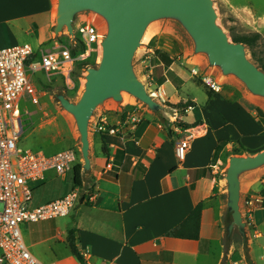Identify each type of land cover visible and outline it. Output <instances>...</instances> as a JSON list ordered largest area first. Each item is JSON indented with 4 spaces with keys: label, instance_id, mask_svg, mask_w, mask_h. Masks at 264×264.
<instances>
[{
    "label": "crops",
    "instance_id": "0c3cea01",
    "mask_svg": "<svg viewBox=\"0 0 264 264\" xmlns=\"http://www.w3.org/2000/svg\"><path fill=\"white\" fill-rule=\"evenodd\" d=\"M0 2L22 13L28 33L33 32L36 25L41 36H45L53 20L51 0ZM15 43L13 38L0 48ZM215 80L221 84L220 93L210 98L208 88L204 105L196 99H180L197 106L176 110V117L167 115L170 121H162L150 113L132 126L119 115L99 114L106 116L111 126L127 123L126 127L119 136L96 138L90 156L92 169L87 174L82 172L81 186L94 195V200L77 203L71 215L65 218L64 227L42 240L59 243L69 252L66 260H49L50 263L45 264H85L84 257V262L80 263L68 247L71 231L81 255L88 253L89 264H264V169L245 175L241 182L247 252L237 228L230 243L227 240L228 194L223 172L224 156L233 149H241L240 154L244 156L264 151V105L253 101L234 84ZM185 82L177 88L167 80L176 91L182 89ZM164 100L173 105L181 102H172L167 92ZM175 121L201 124L184 129ZM188 134L193 135V142L181 161L176 147ZM104 145L107 154L103 151ZM67 174L50 172L36 188L55 178L66 179ZM71 185L51 201L75 189L74 175ZM199 203H205L199 239L165 237L182 224Z\"/></svg>",
    "mask_w": 264,
    "mask_h": 264
},
{
    "label": "rangeland",
    "instance_id": "374dc122",
    "mask_svg": "<svg viewBox=\"0 0 264 264\" xmlns=\"http://www.w3.org/2000/svg\"><path fill=\"white\" fill-rule=\"evenodd\" d=\"M51 1L53 3V20L45 36H41L36 25L33 26L32 34L28 33L27 22L23 19L22 13L11 5L0 2V45L14 38L16 43L13 45L30 44L38 55L70 50L72 57L76 58L82 51L81 43L75 32L78 25L95 23L100 32L106 33V24L101 17L92 13H84L76 18L73 37L66 29L56 35L54 28L56 26L58 0ZM212 1L217 13L218 25L225 31L231 41L234 42L236 37L244 35H260L257 46L253 49L247 47L246 51L248 59L261 68V64L264 62V0ZM156 50L168 53L171 58L176 60V63L170 67L162 66L161 61L155 56ZM99 63L100 61H92L91 64H85L76 60L75 64L72 65L70 74L66 76L59 73H34L33 82L38 91L39 101L37 104H33L29 98H26L21 103L20 108L25 133L20 145L36 147L49 154L72 150L77 154L76 165H84L75 120L71 114L62 108L57 96L64 95L72 103H77L85 89L87 69L98 68ZM193 68H196L199 72L202 70L203 73L212 74L214 78L223 84H234L246 95L248 94L253 101H258L264 105V98L251 95L245 85L236 77L223 76L219 68H212L208 65L206 56L195 55L192 39L177 21L168 19L153 23L149 27L134 59L135 72L140 81L145 84L148 92L152 94L164 87L172 102L190 98L196 99L204 105L209 90L200 78L192 75ZM168 79L175 83L177 88L181 83L186 82L182 89L176 91L173 86L167 83ZM165 84L166 86H164ZM154 99L161 103L160 100ZM161 104L168 111L162 116H158L130 95L123 96L121 103L113 100L106 102L97 109L94 118L91 120V150L95 145L96 138L99 137L97 133H94V120L101 112H107L110 116L119 115L123 121H129L133 117L142 120L150 113L159 117L162 121L167 119V121H170L167 115L176 117L175 112L177 109H175V106L177 105L171 104V101ZM241 152V149H233L224 156V174L229 166V159L232 156H244L240 154ZM72 179L73 171H69L66 179L55 178L45 186L36 188L33 206H39L48 200H54L56 196L72 187ZM65 221H67L65 218H57L51 221L23 224L21 226L29 250L38 260L43 263H50L49 260L61 262L69 257V252L65 250L63 245L52 241H42L53 235L58 229L63 228ZM235 238L239 240L238 236H235Z\"/></svg>",
    "mask_w": 264,
    "mask_h": 264
},
{
    "label": "water",
    "instance_id": "95a60500",
    "mask_svg": "<svg viewBox=\"0 0 264 264\" xmlns=\"http://www.w3.org/2000/svg\"><path fill=\"white\" fill-rule=\"evenodd\" d=\"M92 13L106 24L102 56L98 68H88L84 92L77 103L64 95L57 99L75 120L83 172L91 165L90 126L97 109L106 102L121 103L123 94L146 105L158 116L168 109L148 92L134 69V59L149 27L161 20H175L194 43V54L206 56L208 65L219 68L225 77L234 76L247 91L264 98V71L247 57V46L231 41L218 25L212 0H58L55 34L65 29L74 36L77 16ZM264 169V151L256 155L232 156L225 172L227 183L226 236L230 243L237 228L248 251L246 223L241 212V182L249 174Z\"/></svg>",
    "mask_w": 264,
    "mask_h": 264
},
{
    "label": "built area",
    "instance_id": "2783aa9c",
    "mask_svg": "<svg viewBox=\"0 0 264 264\" xmlns=\"http://www.w3.org/2000/svg\"><path fill=\"white\" fill-rule=\"evenodd\" d=\"M82 51L76 58L70 50L38 55L30 44L0 48V264H45L29 250L22 234L23 224L39 223L66 218L80 201H93L94 195L81 187L65 197L40 206H33L35 188L46 180L50 172L65 175L77 164V154L65 150L47 154L32 146L20 145L25 133L21 103L29 98L38 103V91L33 82L37 72L69 75L75 61L91 64L102 56L105 33L95 23H83L76 27ZM192 75L214 93L222 90L212 74L192 69ZM154 98L166 103L164 90L152 93ZM151 94V95H152ZM94 133L102 137L119 136L127 123L111 126L106 116L95 118ZM128 124L135 126L137 117ZM193 135L188 134L176 147L177 157L183 161L191 148ZM85 264L88 253L82 255ZM109 264H116L114 262Z\"/></svg>",
    "mask_w": 264,
    "mask_h": 264
},
{
    "label": "trees",
    "instance_id": "16d2710c",
    "mask_svg": "<svg viewBox=\"0 0 264 264\" xmlns=\"http://www.w3.org/2000/svg\"><path fill=\"white\" fill-rule=\"evenodd\" d=\"M260 38V35H244L240 37H236L234 39L235 43H243L248 48H255L257 46V42ZM156 58H158L165 66L170 67L174 63H176V60L171 58L170 55L162 50H156L155 52ZM261 69L264 71V62L261 64ZM202 82V81H201ZM214 92H209V97L211 98L213 96ZM196 103L192 101H188L187 103L181 102L179 105L175 106V109L178 111L185 110L188 108L196 107ZM201 122L196 123L194 125H188L182 122H178L177 125L180 126V128H194L198 125H200ZM35 149H38L34 147ZM41 150V149H38ZM103 151L105 154H107L106 146H103ZM45 152V151H44ZM47 153V152H46ZM49 154V153H47ZM82 169L83 166L81 164H78L74 167L73 175H74V187H81L83 185V176H82ZM205 207V203H199L195 209L191 212V214L188 216V218L179 226L175 227L174 229L170 230L165 234V237L168 238H174V239H188V240H198L200 237V230H201V218L203 214V209ZM68 247L71 250V253L79 260L80 263H83V257L78 250L76 246V241L74 237V232L71 231L69 233V236L67 238Z\"/></svg>",
    "mask_w": 264,
    "mask_h": 264
},
{
    "label": "bare ground",
    "instance_id": "6f19581e",
    "mask_svg": "<svg viewBox=\"0 0 264 264\" xmlns=\"http://www.w3.org/2000/svg\"><path fill=\"white\" fill-rule=\"evenodd\" d=\"M125 95H127V94H123V96H125ZM151 96H152V97H155V95H153V94H152Z\"/></svg>",
    "mask_w": 264,
    "mask_h": 264
}]
</instances>
